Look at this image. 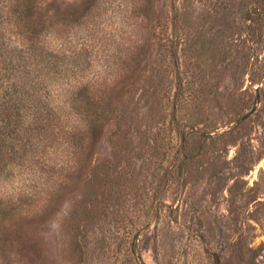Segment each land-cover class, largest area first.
Instances as JSON below:
<instances>
[{
    "label": "rangeland",
    "instance_id": "obj_1",
    "mask_svg": "<svg viewBox=\"0 0 264 264\" xmlns=\"http://www.w3.org/2000/svg\"><path fill=\"white\" fill-rule=\"evenodd\" d=\"M0 3V264H264V0Z\"/></svg>",
    "mask_w": 264,
    "mask_h": 264
},
{
    "label": "trees",
    "instance_id": "obj_2",
    "mask_svg": "<svg viewBox=\"0 0 264 264\" xmlns=\"http://www.w3.org/2000/svg\"><path fill=\"white\" fill-rule=\"evenodd\" d=\"M1 4V3H0ZM10 22L0 15V161L4 159L6 147L11 145L13 134L17 135L19 129V103L23 99L17 88L21 70L26 65L17 61L14 49L9 47L10 36L7 30L2 29L3 24ZM24 57H30V48H26ZM184 139V136H183ZM10 147V146H9Z\"/></svg>",
    "mask_w": 264,
    "mask_h": 264
}]
</instances>
